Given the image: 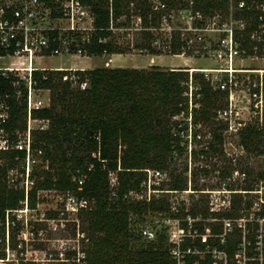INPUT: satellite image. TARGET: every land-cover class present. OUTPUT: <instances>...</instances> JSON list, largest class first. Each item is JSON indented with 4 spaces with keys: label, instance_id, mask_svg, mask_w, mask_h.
<instances>
[{
    "label": "trees",
    "instance_id": "trees-1",
    "mask_svg": "<svg viewBox=\"0 0 264 264\" xmlns=\"http://www.w3.org/2000/svg\"><path fill=\"white\" fill-rule=\"evenodd\" d=\"M80 1L93 14L95 31L87 45L89 55L129 52V43H120L116 31L131 27L132 18L140 21V41L134 47L153 55L161 53L154 45L156 31L150 28L159 26L163 11L154 9L150 0ZM160 1L174 8L186 5L189 0ZM191 1L194 10L204 13L225 8L222 1ZM122 17L124 21L120 20ZM249 30L250 27L237 36L241 34L242 45L251 48ZM182 45L179 36L173 33L170 53H182ZM259 48L264 54V44ZM72 75L76 80L71 79ZM33 76L37 87L49 90L50 102L47 107L32 109L30 117L47 123L46 127L30 130L29 154L33 164L27 176V189L20 185L25 180L26 149L0 151V259L6 258V220L10 241L18 223L13 210L23 208L25 202L29 208H35L42 201L39 194L42 191L69 193L88 201V207L78 211L86 242L81 250L85 257L80 261L84 260L85 264H171L166 228L151 226L155 231L152 240L141 234L140 226L147 216L152 218L155 213L172 218H185L188 214L193 217L200 214L203 218L241 214L239 194H233L230 213L210 212L206 197L193 200L189 206L181 199L177 213H171L166 194L149 198L129 195L147 187L148 170L165 174L151 184L162 193L182 192L189 188V183L194 190L190 193L203 189L198 186V178L200 171L207 173V163L191 168L188 178L187 163L181 160L184 153L188 154L187 137H191L194 145L189 155L195 161L199 156L224 154L222 145L228 129L227 122L219 117V112L227 106V92L215 89L204 73L192 75L196 89L190 109L186 94L189 74L184 69H164L157 65L99 66L37 70ZM83 83L85 88H81ZM0 97L9 106L4 128L9 140L15 142L16 132L27 130L26 88L23 84L14 87L12 77L0 76ZM237 133L245 150L264 153V113L262 121L256 116ZM197 144H202L200 149ZM36 159L42 163H36ZM236 167L223 166L220 178L225 179ZM13 169H19L20 176L10 185L9 172ZM247 169V176L252 178L238 185L244 189L264 179V169L260 172ZM110 173L115 174V187H111ZM208 224L214 233L221 231L220 223ZM181 227L185 230L186 223L182 221ZM191 240L187 238L186 244ZM198 241L195 243L199 244ZM233 242L234 236L228 239L229 250ZM74 255L75 251L70 252L66 258L72 259Z\"/></svg>",
    "mask_w": 264,
    "mask_h": 264
},
{
    "label": "built area",
    "instance_id": "built-area-1",
    "mask_svg": "<svg viewBox=\"0 0 264 264\" xmlns=\"http://www.w3.org/2000/svg\"><path fill=\"white\" fill-rule=\"evenodd\" d=\"M150 1L154 4V9L163 11L159 26L150 28L156 31L157 38L154 41L156 48L166 49L170 53L171 39L173 33H176L183 44V52L179 54L188 52L206 54L222 63L221 67H204L194 70L221 74L215 79L205 74L215 89L227 92V106L219 112L220 118L228 122L227 119L231 116L238 73H260V77L253 84L249 81L246 87L249 97L262 101L264 70L241 69L236 67V64L238 59L244 55L259 53L264 56L259 52V47L264 44V0H216L224 2L225 8L215 9L208 13L198 9L194 10L191 0L182 7L178 5L174 8L167 7L166 3L160 0ZM174 10L179 11L178 18ZM249 27L251 48L242 45L239 39L241 34L237 36V33L246 32ZM94 31L93 14L90 7L80 0H0V76L12 77L14 87L24 85L29 116L32 109L47 107L50 102V96L41 92L48 89L37 87L34 72L44 69H76L46 67L40 65V61L54 55L93 56L89 55L87 45L91 43ZM158 36L162 38V42ZM213 36L217 37L213 38ZM99 41L101 42L102 39ZM184 70L189 72L186 94L191 98L193 90L196 89L192 81L193 70L192 68ZM71 79L76 80V76L72 75ZM81 88H85V83L81 84ZM16 93L19 96L20 90L17 89ZM8 110L9 106L0 97V151L25 148L26 159L30 160L29 143L32 127H27L26 132H16L17 140L11 142L4 128ZM263 113L262 106L257 113L260 121H262ZM244 124L238 122L236 130L238 131ZM21 133H27V140L24 144L21 141ZM29 170L30 168L26 172L25 167L26 185L24 187L26 189L29 184L27 180ZM149 171L153 170L147 172ZM153 172L157 174V177L161 174L157 171ZM241 173L243 182H245L247 171ZM156 181L154 179L153 183ZM116 183L115 174L110 173L111 187H115ZM147 184L148 179L146 186ZM20 185H24V180L20 182ZM150 188H152L151 183ZM134 193L136 192L131 191L129 195L134 197ZM230 193L239 194L241 197L240 215L203 218L200 214L195 217L188 214L185 218L168 217L164 220L170 225L166 227V230L168 242L171 245V264H264V179L256 180L249 189L241 186L230 189ZM65 194L68 195V204L75 211L78 212L79 209L88 207L87 200L78 199L69 193ZM135 198L139 197L135 196ZM232 199L233 196L223 200L222 207L218 209L210 207L208 199L209 211L230 213ZM24 205L28 207L26 202ZM16 210H13V213ZM178 210L179 207L171 206V212L177 213ZM187 210L186 208L185 211ZM182 221L186 223L185 230L181 227ZM217 222L221 225V231L214 233L208 223ZM141 234L148 240L155 238V231L150 226L141 227ZM232 236H234L233 248L229 250L226 246L228 239ZM187 238L192 239L190 244H186ZM209 238L216 241L211 243L207 241ZM196 239H199V244L195 243ZM84 257L83 252L81 257H73V261H76L74 264H85L84 260L80 261Z\"/></svg>",
    "mask_w": 264,
    "mask_h": 264
},
{
    "label": "rangeland",
    "instance_id": "rangeland-1",
    "mask_svg": "<svg viewBox=\"0 0 264 264\" xmlns=\"http://www.w3.org/2000/svg\"><path fill=\"white\" fill-rule=\"evenodd\" d=\"M157 1V0H155ZM176 9V8H175ZM176 18L180 15L178 10H174ZM120 20L124 21V17ZM139 19L132 18L131 27L118 29V41L120 43L130 45V51L124 54H103L95 56H75V55H54L46 57L40 61V65L46 67H63L82 69L87 64L93 67L108 66V67H138L147 68L151 65H157L164 69H188L196 68H216L221 67L222 63L213 56L200 53H185L171 54L161 49L160 54H150L144 49L134 47L140 41L138 32ZM160 42L162 38L158 36ZM217 36H213L216 38ZM157 50H159L157 48ZM236 67L241 69H262L264 70V56L259 53L244 55L238 59ZM84 69V68H83ZM204 73L212 79L221 75L217 72L205 73L202 71H193L194 73ZM189 74V72H188ZM264 74V72H263ZM237 90L233 96V106L231 116L228 118V129L225 130L224 143L222 145L224 154H211L207 158L199 156L195 161L189 155L191 146V137L188 135L187 153H184L181 160L187 163L188 178L190 177V169L196 166H201L207 163V173L199 172L198 186L203 188L196 193L192 189L184 192H176L170 190H155L150 188V183L153 184L154 179L160 180L165 177V174H155L153 171L148 172V184L140 193H134L135 197H147L152 195L168 198L171 206H180V200L186 201V206H189L193 200L201 197L209 199V206L213 208H221V202L228 197L233 196L228 188H237L244 180L242 171L246 168L253 172H260L264 169V153L256 154L248 152L240 144L237 133L238 122L244 124L248 121L255 120L257 113L263 106L264 112V96L261 99L249 97L246 84L250 81L251 84L260 77L258 72H241L238 73ZM196 86V85H194ZM46 96H50L49 90L41 91ZM193 93V92H192ZM198 98V95H197ZM193 98H189V109L193 105ZM262 102V103H261ZM225 118V117H223ZM226 121V119H224ZM230 120V121H229ZM46 121L42 119H34L27 116V127L32 128L46 127ZM200 126V125H199ZM21 141L24 144L27 140V133H21ZM185 140V139H184ZM192 144V145H191ZM202 144H197V149H200ZM1 163V160H0ZM36 163H42L40 159H36ZM33 161L26 159V172L32 167ZM233 165L236 167L232 173L225 179L220 178V173L223 166ZM242 168V169H241ZM247 169V170H248ZM20 176L19 169H13L9 172V184H14L17 177ZM252 177L247 176L246 180ZM238 183V184H237ZM26 185V177L24 186ZM190 186V183H189ZM203 192V193H200ZM42 201L37 203L35 208H29L24 205L23 209L14 212L18 219V223L14 226V234L12 240L9 239V228L6 220L5 237H6V258L0 259V264H74V259H67L66 254L75 251L74 257H81L82 248L86 243L82 236V223L79 219L78 212L68 204L67 194L56 191H42L39 193ZM234 197V196H233ZM223 210V209H221ZM173 212V211H172ZM171 212V213H172ZM155 216L146 217V221L140 227L156 226L157 228H168L169 223L164 221L168 217H160V214L155 213ZM14 246L13 248L11 246ZM4 260V261H3Z\"/></svg>",
    "mask_w": 264,
    "mask_h": 264
},
{
    "label": "crops",
    "instance_id": "crops-1",
    "mask_svg": "<svg viewBox=\"0 0 264 264\" xmlns=\"http://www.w3.org/2000/svg\"><path fill=\"white\" fill-rule=\"evenodd\" d=\"M116 54H119V53H115L114 55H116ZM112 55H113V54H112ZM51 68H52V67H51ZM83 68H93V66H92V65L90 66V64H87V66H85V67H83ZM83 68H82V69H83Z\"/></svg>",
    "mask_w": 264,
    "mask_h": 264
},
{
    "label": "bare ground",
    "instance_id": "bare-ground-1",
    "mask_svg": "<svg viewBox=\"0 0 264 264\" xmlns=\"http://www.w3.org/2000/svg\"><path fill=\"white\" fill-rule=\"evenodd\" d=\"M192 68V70L194 71V70H198V68H196V67H191Z\"/></svg>",
    "mask_w": 264,
    "mask_h": 264
}]
</instances>
